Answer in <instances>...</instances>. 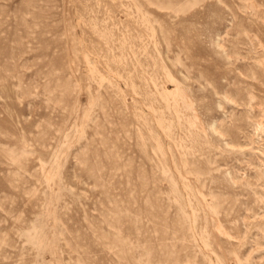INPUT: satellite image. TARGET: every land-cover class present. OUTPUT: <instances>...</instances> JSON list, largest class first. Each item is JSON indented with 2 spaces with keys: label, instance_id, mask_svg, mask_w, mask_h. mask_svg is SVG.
<instances>
[{
  "label": "rangeland",
  "instance_id": "rangeland-1",
  "mask_svg": "<svg viewBox=\"0 0 264 264\" xmlns=\"http://www.w3.org/2000/svg\"><path fill=\"white\" fill-rule=\"evenodd\" d=\"M0 264H264V0H0Z\"/></svg>",
  "mask_w": 264,
  "mask_h": 264
}]
</instances>
